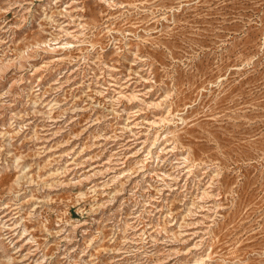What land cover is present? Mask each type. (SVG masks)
Returning <instances> with one entry per match:
<instances>
[{
	"label": "rangeland",
	"instance_id": "rangeland-1",
	"mask_svg": "<svg viewBox=\"0 0 264 264\" xmlns=\"http://www.w3.org/2000/svg\"><path fill=\"white\" fill-rule=\"evenodd\" d=\"M0 264H264V0H0Z\"/></svg>",
	"mask_w": 264,
	"mask_h": 264
}]
</instances>
